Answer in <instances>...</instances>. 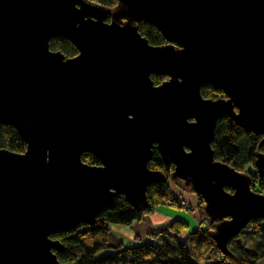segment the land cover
<instances>
[{"label":"water","instance_id":"water-1","mask_svg":"<svg viewBox=\"0 0 264 264\" xmlns=\"http://www.w3.org/2000/svg\"><path fill=\"white\" fill-rule=\"evenodd\" d=\"M116 1L0 0V121L27 146L0 149V264H61L51 236L93 226L119 196L145 214L164 181L153 151L202 198L221 253L264 220L249 174L211 148L224 117L264 145V0ZM139 22L167 44L150 45ZM54 38L77 55L51 51ZM206 85L222 97L203 98ZM254 168L264 177V154Z\"/></svg>","mask_w":264,"mask_h":264},{"label":"trees","instance_id":"trees-1","mask_svg":"<svg viewBox=\"0 0 264 264\" xmlns=\"http://www.w3.org/2000/svg\"><path fill=\"white\" fill-rule=\"evenodd\" d=\"M93 4L113 11L116 0H87ZM138 32L152 46L165 44L158 30L146 23L137 24ZM51 51L60 52L68 59L77 55L75 47L64 38H54L49 42ZM154 84L167 80L164 76L152 75ZM201 95L205 99H217L222 95L211 86H203ZM260 135L248 133L238 127L231 119L224 117L217 121L211 148L214 160L229 164L237 171H245L251 178V189L260 193L264 190V177H260L254 168L258 153L264 154V145L259 146ZM26 144L17 131L10 125L0 121V149L15 153H25ZM82 161L98 166V160L89 155H82ZM150 167L163 173L165 182L151 185L147 188L150 215L157 206L169 205L171 208H181L183 201L175 196L167 181L172 180L170 174L173 165L165 166L159 154L153 151ZM227 191L229 189L225 188ZM199 228L189 232L188 226L179 220H172L152 231L147 232V241L142 242L135 237L137 244L123 247L121 241L109 244L110 225L128 226L141 221L143 214L135 211L119 196L97 216L93 226L82 225L63 233L52 235L63 245V251L57 253L61 264H261L264 261V220H253L247 229L259 235V244L254 251L228 243V254L221 253L212 240L214 223L210 222L203 212L204 202L197 196ZM204 226V228H202ZM244 232L240 233V236Z\"/></svg>","mask_w":264,"mask_h":264},{"label":"rangeland","instance_id":"rangeland-1","mask_svg":"<svg viewBox=\"0 0 264 264\" xmlns=\"http://www.w3.org/2000/svg\"><path fill=\"white\" fill-rule=\"evenodd\" d=\"M243 173H247L245 171H240ZM168 186L171 192L177 196L181 201H183V206L181 208H171L169 205L160 206L159 211L168 212L170 215V221L172 220H180L188 224V231H193L197 229L198 226V209H197V197L196 194L192 192L191 188L185 187L181 181L178 180H168ZM261 194L264 195V190L261 191ZM159 207V206H157ZM155 207V208H157ZM154 208V209H155ZM154 211V210H153ZM146 214H143L145 216ZM139 225L136 226L138 229V233L142 234V236L152 228H156L159 225H155L151 227L152 221L149 218L141 219ZM138 223V222H137ZM264 224V222H262ZM163 224V223H162ZM126 227V226H122ZM130 227V226H129ZM128 228V227H127ZM204 228V226L202 227ZM119 230L112 229L111 235L109 236V244H117L120 241H125L127 238L123 236ZM244 234L239 235L233 238L230 241V245L232 247H243L248 251H254L255 247L259 244V235L254 234L249 229L243 230ZM134 233V232H133ZM136 234V233H135ZM264 264V261L261 262Z\"/></svg>","mask_w":264,"mask_h":264},{"label":"crops","instance_id":"crops-1","mask_svg":"<svg viewBox=\"0 0 264 264\" xmlns=\"http://www.w3.org/2000/svg\"><path fill=\"white\" fill-rule=\"evenodd\" d=\"M159 208H160V206L155 208L154 211L150 215H145L142 217L143 219L149 218L152 221L153 224H151V227L152 226L154 227L155 225H160L162 223H166V222L170 221V215L168 214V212H161V211H159ZM140 223L141 222H138V223L134 222L131 225H128L126 227H122L119 225H110L109 227L111 230L112 229L119 230L118 232H120L123 236H125L127 238L125 241H121L123 247H132V246L137 244L135 237L138 236L140 239H142V242H146L147 241V237H146L147 232L152 231L154 229V228L150 229L149 231H147L142 236V234L138 233V229L136 228V226L139 225ZM183 223H185V222H183ZM186 225L188 226V224H186ZM198 228H199V223H198L197 229ZM195 230H193V231H195ZM190 232H192V231H190Z\"/></svg>","mask_w":264,"mask_h":264},{"label":"flooded vegetation","instance_id":"flooded-vegetation-1","mask_svg":"<svg viewBox=\"0 0 264 264\" xmlns=\"http://www.w3.org/2000/svg\"><path fill=\"white\" fill-rule=\"evenodd\" d=\"M106 20L109 21V17H108ZM165 44H167L166 41H165ZM163 45H164V44H163ZM221 97H222V95H221L220 97H218V98H221ZM218 98H217V99H218ZM212 100H216V99H212ZM165 166H166V165H165ZM173 168H174V167H173ZM151 169H152V168H151ZM172 172H173V171H172ZM171 174H172V173H171ZM171 174H170V175H171ZM163 178H164V175H163ZM170 178H171V177H170ZM163 182H165V178H164V181H163ZM182 183H183V182H182Z\"/></svg>","mask_w":264,"mask_h":264}]
</instances>
